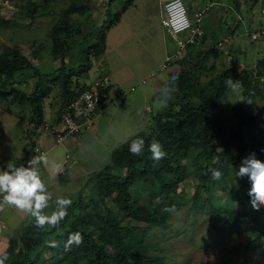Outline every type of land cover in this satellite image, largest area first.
<instances>
[{"label": "trees", "instance_id": "obj_1", "mask_svg": "<svg viewBox=\"0 0 264 264\" xmlns=\"http://www.w3.org/2000/svg\"><path fill=\"white\" fill-rule=\"evenodd\" d=\"M50 1L42 0V7ZM90 1L69 0L49 31V55L54 60L67 59L66 67L41 73L16 48L7 47L0 54V103L9 101L29 107L34 128L40 127L44 121L43 103L51 93L49 82L57 83L62 93L58 116L85 90V85L78 84L74 90L71 78L87 74L92 59L102 58L106 32L119 23L134 0L123 3L116 13L109 9L114 1L110 0L106 19L99 27L90 18ZM258 1L251 0V3ZM235 3L239 11V0ZM35 7L36 3L31 0L25 8L30 18ZM38 13L47 15L44 10ZM2 14L0 25H6ZM259 41L264 43V38ZM221 58L226 60L227 55L214 42L207 52L189 58V70L174 77L175 98L154 117L155 134L139 133L113 153L109 167L88 175L84 188L90 187V197L85 203L79 198L72 204L68 216L58 228L38 229L31 225L21 229L18 240L8 244L5 264H166L163 257L149 255V247L141 245L142 237L153 227L165 228L170 215L179 209L176 197L181 193L179 187L189 169L198 178L193 201L199 191L209 193L211 188H216L220 192L214 202L209 197L205 201L216 233L226 237L247 235V241L234 250H252L264 257V206L260 212H255L248 196L250 181L247 177L236 178L242 160L257 147L258 141L251 129L264 126V120L254 113L255 100L262 97L259 86L263 83L260 79L264 77V62L257 64L254 75L245 69L237 70L231 61L229 66L224 65L218 70L217 62ZM25 72H31L35 80L29 94L16 89L20 85L18 78ZM229 78L240 82V102L230 108L231 123L217 114L230 89L226 83ZM137 137L145 140L142 156L129 152L131 141ZM152 139L158 140L167 153L159 162H155L148 151ZM248 141H252L251 147ZM26 156L24 154L19 162H23ZM214 169L222 172L220 180L212 179ZM145 179L157 189L161 198L157 205L140 203L132 195L135 186L144 184ZM223 197L228 203H221ZM172 206L174 211L163 210ZM159 207H162V213ZM95 219L102 223L98 229L90 226ZM75 232L83 235V243L65 250L69 235ZM50 241H56L59 246L50 247ZM47 254L49 258L45 257Z\"/></svg>", "mask_w": 264, "mask_h": 264}, {"label": "rangeland", "instance_id": "obj_2", "mask_svg": "<svg viewBox=\"0 0 264 264\" xmlns=\"http://www.w3.org/2000/svg\"><path fill=\"white\" fill-rule=\"evenodd\" d=\"M4 1L8 5L3 7L2 19L7 23L0 25V54L7 47L16 48L41 73H51L59 67H66L67 59L54 60L49 55L48 35L69 0H51L46 7H42V0H33L37 7L33 8L32 18L25 12L31 0ZM109 1H90L89 15L96 27L106 19ZM126 1L128 0H114L110 4V11L118 12ZM168 1L170 0H134L117 26L106 32V57L112 65L111 75L109 72V76L106 75L109 68L104 63L92 59L91 69L87 74L71 78L74 90L76 84L87 86L107 78L111 89L118 90L123 95L121 104H115L114 94H110L113 103L108 104L104 113L95 117L93 127L88 131L55 145L53 138L45 130V124H52L62 102V93L57 83H48L51 93L43 103V118L46 121L38 128L33 127L30 121L31 111L26 105L18 106L9 101L0 103V171L8 163L17 167L22 156L34 147L45 151L44 155L48 157L50 164L55 162L67 170V182L63 183L58 178L59 174L50 173V169L43 164L38 167L41 178L51 193L50 207L44 210L45 214H51L55 210L54 202L58 198L71 199L72 204L79 198L84 203L87 202L90 197V187L84 188L87 176L109 167L113 153L139 133L155 134L154 117L166 106L161 105L163 94L170 91L166 104L173 101L174 77L181 71L183 73L189 70V58L194 59L196 54L207 52L214 42L227 55L226 60L218 59V70L223 69L224 65L229 66L231 61L237 70L245 69L255 75L257 64L264 62V43L250 38L252 32L264 29V0L253 5L251 0H239V11L235 8L236 0H181L191 20L196 11L204 14L201 19L202 36L189 48L179 51L173 39L161 27L163 5ZM42 10L47 15L38 13ZM176 51L179 56L172 58L170 64L161 70L166 55L174 56ZM73 52L75 56L76 52ZM18 80L20 85L16 89L29 94L35 81L31 72L23 73ZM260 80L263 81L259 86L262 97L255 100L254 113L264 120V77ZM238 102L240 89L233 91L230 88L217 114L231 123L230 108ZM147 108H150L149 111ZM251 132L258 141L252 153L264 162V126L252 128ZM39 137H44L47 141L36 144ZM247 143L250 147L253 144L252 141ZM66 156L69 158L66 159ZM64 161L73 165L65 166ZM197 181L198 178L189 169L185 173L184 183L179 187L181 193L176 197L179 209L170 215L165 228L153 227L142 237L141 245L149 247V255L163 257L166 264H264V257H260L256 251L234 250V247L247 241V235L226 237L216 233L205 201L209 197L214 202L220 192L216 188H211L209 193L199 191L196 201H193ZM151 186L148 179H145L144 184L135 186L132 195L140 203L157 205L161 198L157 189ZM222 202L228 203L225 197L221 199ZM161 210L162 207H159L160 213ZM31 225H35V219L24 212L7 206L0 211V256L6 254L10 241L18 240L21 229ZM90 226L98 229L102 223L95 219L90 222ZM45 257L49 258L50 255Z\"/></svg>", "mask_w": 264, "mask_h": 264}, {"label": "clouds", "instance_id": "obj_3", "mask_svg": "<svg viewBox=\"0 0 264 264\" xmlns=\"http://www.w3.org/2000/svg\"><path fill=\"white\" fill-rule=\"evenodd\" d=\"M226 83L233 91L240 88V82L234 81L232 78H229ZM163 96L162 106L166 105L170 98V91H166ZM144 149L145 140L141 137L133 139L129 145V152L134 156H142ZM148 151L155 162L161 161L167 155L161 143L156 139H152L148 144ZM41 164L49 168L50 173H58L62 167L55 162L50 164L45 155H35L27 160L26 165L16 167L8 163L7 167L0 171V197H2L0 198V211H3L6 206L12 207L33 217L38 229L58 228L68 216L72 200L68 198L56 199L55 210L51 214H45L44 210L50 207L51 193L38 170V166ZM222 175L220 170H212V179L220 180ZM245 177L251 183L248 192L251 207L255 212H260L261 207L264 206V162L257 159L255 153L246 156L238 168L236 178L243 179ZM163 210L174 211V206L165 207ZM82 243L83 235L80 232L71 233L65 243V250H70L73 245L79 246ZM49 246L58 247L59 245L56 241H50ZM7 259L6 255L0 257V264H5Z\"/></svg>", "mask_w": 264, "mask_h": 264}, {"label": "built area", "instance_id": "obj_4", "mask_svg": "<svg viewBox=\"0 0 264 264\" xmlns=\"http://www.w3.org/2000/svg\"><path fill=\"white\" fill-rule=\"evenodd\" d=\"M5 4V5H1ZM7 2L0 0V12L3 7L7 6ZM2 7V8H1ZM203 12L194 14L191 20L188 16L186 7L181 0H170L163 5V17L161 19V27L171 36L179 50H183L187 45L193 44L201 37V19ZM240 19V18H239ZM252 41H259L264 38V29L254 31L250 34ZM179 56V52L173 58ZM172 58H166L161 69L164 70ZM112 86L107 78L88 84L77 98L70 102L61 112L59 119L50 125L45 124V130L49 136L53 138L55 145L64 143L84 131H88L93 127L95 117L102 113L111 101L110 94H114L115 104H121L123 95L118 90L111 89ZM45 151L40 147H34L26 156L21 165H26L27 160L35 155H44ZM69 157L66 156V159ZM67 162V161H66ZM68 163V162H67ZM70 165H73L70 164ZM40 166V165H39ZM38 166V167H39Z\"/></svg>", "mask_w": 264, "mask_h": 264}, {"label": "crops", "instance_id": "obj_5", "mask_svg": "<svg viewBox=\"0 0 264 264\" xmlns=\"http://www.w3.org/2000/svg\"><path fill=\"white\" fill-rule=\"evenodd\" d=\"M197 12H200V11H196V13ZM189 13H190V11H189ZM195 13V14H196ZM117 26V25H116ZM115 26V27H116ZM115 27H112V28H115ZM111 28V29H112ZM110 29V30H111ZM201 29V28H200ZM109 30V31H110ZM231 35H233V33H231ZM202 36V35H201ZM171 37V36H170ZM172 38V37H171ZM173 39V38H172ZM173 41H174V39H173ZM175 42V41H174ZM106 46H105V51H104V54H103V56H102V58L100 59V62H102V63H104L105 64V66L106 67H108L109 68V71H107V76H109V73H110V75H111V67H112V65H110V62H109V60L107 59V57H106V55H107V43L105 44ZM175 45H176V43H175ZM177 47V46H176ZM176 53H177V51L175 52V55H176ZM174 55V56H175ZM174 56H168V55H166V58H173ZM162 70V69H161ZM109 72V73H108ZM148 109V111H149V109L150 108H147ZM106 110V109H105ZM105 110L102 112V113H104L105 112ZM58 113H56L55 114V116H54V119H53V122L52 123H55L57 120H58ZM44 119V118H43ZM44 121H46V120H44ZM80 135V134H79ZM78 136V135H77ZM76 137V136H75ZM40 141H47V139L46 138H44V137H39V139H38V142L36 143V144H38V143H40ZM73 140H71V142H72ZM67 148V147H66ZM68 149V148H67ZM64 163V165L66 166V165H68V163L66 162V161H64L63 162ZM70 165V164H69ZM68 165V166H69ZM70 167H71V165H70ZM69 168V167H68ZM57 174H59V176H58V178L59 179H61V182H63L64 183V181L65 182H67V179H66V176L68 175L67 174V170L65 169V168H61V170L57 173ZM62 177V178H61Z\"/></svg>", "mask_w": 264, "mask_h": 264}]
</instances>
